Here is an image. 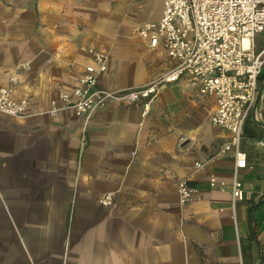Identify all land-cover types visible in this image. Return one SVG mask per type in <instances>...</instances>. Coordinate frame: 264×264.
<instances>
[{"label":"crops","instance_id":"1","mask_svg":"<svg viewBox=\"0 0 264 264\" xmlns=\"http://www.w3.org/2000/svg\"><path fill=\"white\" fill-rule=\"evenodd\" d=\"M164 0H0V86L17 77L24 119L0 113V264H264V70L249 112L232 205L230 135L211 124L214 96L183 81L148 106L111 104L89 120L48 114L94 51L98 87H142L173 67L136 30ZM264 50V31L255 36ZM262 143V144H261ZM201 165L198 168L195 165ZM224 184L211 188L210 179ZM196 190L180 204L178 184ZM113 194V205L99 199Z\"/></svg>","mask_w":264,"mask_h":264},{"label":"built area","instance_id":"2","mask_svg":"<svg viewBox=\"0 0 264 264\" xmlns=\"http://www.w3.org/2000/svg\"><path fill=\"white\" fill-rule=\"evenodd\" d=\"M262 31L264 0H164L161 19L144 24L136 33L148 40L151 49L163 47L173 62L169 71L142 87L101 89L98 81L109 69L110 56L94 51L91 62L84 67L74 86L59 90V106L52 102L48 114L54 116L70 111L87 121L111 104L143 102L147 107L164 88L180 81L200 96H214L216 109L211 124L230 135L219 153H230L234 158L231 181L234 206L244 197L238 181L239 171L246 168L241 140L246 118L256 105L258 81L264 70V50L257 52L254 47V38ZM17 80L13 76L8 85L0 86V113L24 119L29 115L27 101L13 98ZM209 185L220 190L225 186H218L213 177ZM178 193L180 204L186 205L196 190L182 180ZM99 204L111 207L113 194L103 195Z\"/></svg>","mask_w":264,"mask_h":264}]
</instances>
